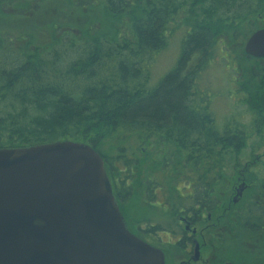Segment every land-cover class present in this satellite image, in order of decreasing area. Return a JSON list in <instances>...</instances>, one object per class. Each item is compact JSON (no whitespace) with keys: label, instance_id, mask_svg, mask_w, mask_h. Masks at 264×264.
Masks as SVG:
<instances>
[{"label":"trees","instance_id":"1","mask_svg":"<svg viewBox=\"0 0 264 264\" xmlns=\"http://www.w3.org/2000/svg\"><path fill=\"white\" fill-rule=\"evenodd\" d=\"M246 1L0 0V25L21 21L17 29L0 26V148L85 142L103 159L125 218L124 205L137 192L154 199L157 190L171 199L183 192L177 207L187 213L199 207L214 214L212 191L220 206L228 201L243 151L251 157L264 144V59L241 48ZM33 17L39 28L29 29ZM174 38V64L153 81V60ZM221 38L249 126L238 119L219 126L201 80L223 51ZM146 143L151 149L140 153ZM166 143L184 149L185 161L169 166ZM246 181L247 192L261 198L245 196L242 218L227 228L254 244L264 241V172ZM255 246L241 247L252 261L264 256Z\"/></svg>","mask_w":264,"mask_h":264},{"label":"water","instance_id":"2","mask_svg":"<svg viewBox=\"0 0 264 264\" xmlns=\"http://www.w3.org/2000/svg\"><path fill=\"white\" fill-rule=\"evenodd\" d=\"M244 50L264 57V28ZM0 264H164V256L128 229L97 151L56 140L0 148Z\"/></svg>","mask_w":264,"mask_h":264},{"label":"flooded vegetation","instance_id":"3","mask_svg":"<svg viewBox=\"0 0 264 264\" xmlns=\"http://www.w3.org/2000/svg\"><path fill=\"white\" fill-rule=\"evenodd\" d=\"M245 3L247 7L245 21L248 28L246 38L241 43V48L246 56L255 58L245 53L244 44L253 32L264 28V0H247ZM255 59L263 60L264 57ZM232 81V85L238 88L234 76ZM166 145L168 151L165 157L168 159L167 164L169 166L171 164L174 166L179 158L184 160V149L177 151L173 144L166 143ZM172 148L174 150L171 151ZM145 151L146 149L143 150L142 145H140V153H145ZM256 155L263 156L260 158ZM253 156H255V159L243 160V156L239 160L240 167L236 169L237 176L235 178V171L232 172L231 179L234 178V182L226 194L228 201H223L220 206L218 189L212 191L211 195L214 197L215 202L213 206L214 214L207 211L206 208L199 210V207H194L193 209H196L199 213L195 211L196 214H193V212L187 213L185 208L177 207L180 202L177 197L180 195L184 198L185 194L183 192H179L177 197L171 199L172 194L157 190L151 193L154 199H152L153 197L149 199L147 191H139L138 208L145 211L155 210L158 214L153 216L147 214L144 217L146 220L134 221V226L129 230L146 243L160 249L164 256V264H254L256 261H252L250 256L244 255L241 248L242 246L246 247L245 242L249 238L244 241L238 240L227 228L228 221L236 222L242 218L240 215L242 209L238 204L244 200L245 196L248 195L249 202H257L256 199L261 198L258 193L247 192L249 184L246 181V175L264 172V151L262 154L254 153L251 157ZM240 185L243 186L241 196L234 202L233 198ZM188 194L192 195L193 191H189ZM173 208L176 210L174 214L172 213ZM252 242L247 243H249L251 250L255 251V242L254 244ZM234 250L244 260L235 256ZM261 258L264 260V256L256 259L260 261Z\"/></svg>","mask_w":264,"mask_h":264},{"label":"rangeland","instance_id":"4","mask_svg":"<svg viewBox=\"0 0 264 264\" xmlns=\"http://www.w3.org/2000/svg\"><path fill=\"white\" fill-rule=\"evenodd\" d=\"M27 25H29V29L33 28H39V17H33L29 18ZM20 19L14 18L10 23H3L0 26L5 27H15L17 29L20 26ZM220 39V38H219ZM224 42H219L223 46V51L219 52L217 56L212 60L211 64L206 68L205 73L201 77L202 82H205L208 84L209 91L211 94H208L211 104V110L215 114V119L217 121V124L219 126H222L227 121H231L232 119H238L242 123L249 126L250 122V114H247L245 107L240 103L239 98L240 92L238 91L239 88H236L235 85H232V79H233V68H236L234 65L233 68L226 67L227 61L222 55H225V48L224 44H227V38H221ZM170 45L162 51L160 54H158L154 60L153 65L151 68V75L152 79L157 80L160 78L165 72H168L171 67L174 64V60L178 55V40L177 38H174L170 41ZM16 46H21V42L17 43ZM221 56L223 58H221ZM173 63V64H172ZM235 73V72H234ZM207 89V88H205ZM255 139L254 137L250 139V142H253ZM143 150L146 148H150V146L145 144V146H142ZM264 151V144L256 151V154H261ZM250 151L249 148L245 149L243 151L244 159H255V156L250 157L249 155ZM261 158V157H260ZM251 159V160H252ZM140 196L138 195V192L134 195V197L129 201L126 202L124 205V213L126 214V219L129 220L130 224L134 226V221L138 220H146V215L149 216L157 215L158 212L155 210L151 211H145L139 209V202ZM244 201V200H242ZM241 201V202H242ZM240 202V203H241ZM238 204V206L240 205ZM263 240H257L255 242L256 245L263 247L264 243ZM246 247H249V243H245ZM234 255L237 256L239 259L244 260V258L237 254L236 250H234ZM254 264H264L263 258H261L260 261H256Z\"/></svg>","mask_w":264,"mask_h":264}]
</instances>
